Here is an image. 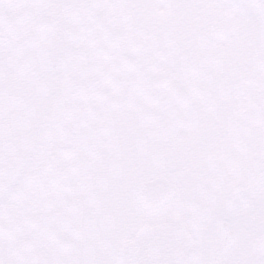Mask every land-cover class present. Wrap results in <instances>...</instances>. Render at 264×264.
<instances>
[{
	"label": "snow or ice",
	"instance_id": "1",
	"mask_svg": "<svg viewBox=\"0 0 264 264\" xmlns=\"http://www.w3.org/2000/svg\"><path fill=\"white\" fill-rule=\"evenodd\" d=\"M0 264H264V0H0Z\"/></svg>",
	"mask_w": 264,
	"mask_h": 264
}]
</instances>
